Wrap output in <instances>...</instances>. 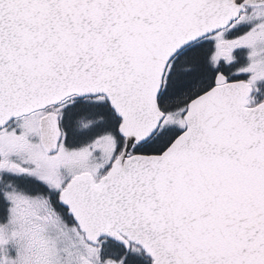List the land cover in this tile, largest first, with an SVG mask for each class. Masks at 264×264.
I'll return each mask as SVG.
<instances>
[{
    "label": "snow or ice",
    "instance_id": "1",
    "mask_svg": "<svg viewBox=\"0 0 264 264\" xmlns=\"http://www.w3.org/2000/svg\"><path fill=\"white\" fill-rule=\"evenodd\" d=\"M0 264H264V0H0Z\"/></svg>",
    "mask_w": 264,
    "mask_h": 264
}]
</instances>
